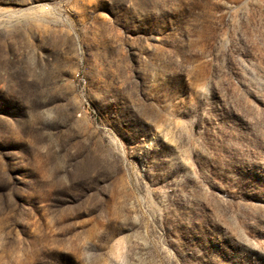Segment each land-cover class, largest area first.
Returning a JSON list of instances; mask_svg holds the SVG:
<instances>
[{
  "label": "rangeland",
  "instance_id": "374dc122",
  "mask_svg": "<svg viewBox=\"0 0 264 264\" xmlns=\"http://www.w3.org/2000/svg\"><path fill=\"white\" fill-rule=\"evenodd\" d=\"M0 264H264V0H0Z\"/></svg>",
  "mask_w": 264,
  "mask_h": 264
}]
</instances>
